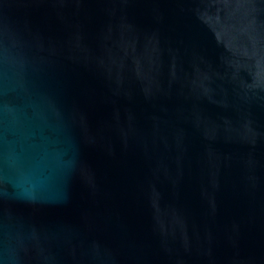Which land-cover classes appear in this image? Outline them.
Returning a JSON list of instances; mask_svg holds the SVG:
<instances>
[{
	"label": "water",
	"instance_id": "1",
	"mask_svg": "<svg viewBox=\"0 0 264 264\" xmlns=\"http://www.w3.org/2000/svg\"><path fill=\"white\" fill-rule=\"evenodd\" d=\"M0 264H264V0H0Z\"/></svg>",
	"mask_w": 264,
	"mask_h": 264
}]
</instances>
